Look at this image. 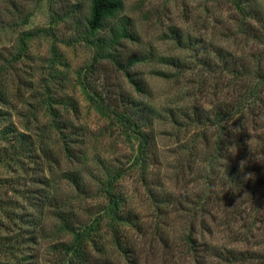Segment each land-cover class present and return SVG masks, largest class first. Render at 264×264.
Returning a JSON list of instances; mask_svg holds the SVG:
<instances>
[{
  "label": "rangeland",
  "instance_id": "374dc122",
  "mask_svg": "<svg viewBox=\"0 0 264 264\" xmlns=\"http://www.w3.org/2000/svg\"><path fill=\"white\" fill-rule=\"evenodd\" d=\"M121 2L116 64L74 33L89 0H0V264H264V0Z\"/></svg>",
  "mask_w": 264,
  "mask_h": 264
},
{
  "label": "trees",
  "instance_id": "16d2710c",
  "mask_svg": "<svg viewBox=\"0 0 264 264\" xmlns=\"http://www.w3.org/2000/svg\"><path fill=\"white\" fill-rule=\"evenodd\" d=\"M74 8V7H73ZM122 8V2L121 0H89V9L87 12V16L81 20L80 18H77L76 14L71 18V24L74 30V33L76 34L77 38L81 41L89 40L93 44L95 48V56L98 58L108 59L116 64L119 62V55L116 54L118 51L117 49L120 47V43L122 40L125 39H132L133 34L131 31V25H129V19L127 17H121L117 18V14ZM72 11V15H73ZM70 14V15H71ZM102 31V36H97V32ZM178 29H172L169 31V34L175 44L180 48L187 47L186 45L188 43L189 38L187 39V36H183L182 32H178ZM186 38V39H184ZM186 41V42H185ZM133 58L140 57L135 56L132 54ZM144 58L141 57L139 60L135 59L134 62H131L132 64L136 63V61H142ZM160 63L167 64V65H175L177 67H181L179 60L172 59L170 57H160ZM255 83L249 85V87L246 88V92L251 93L255 97H258L260 95V89L259 92L257 90L258 87H260L262 84H264V81L261 79L260 76L256 77ZM122 103L125 101L120 100ZM127 105L130 106V109L128 110H122L120 112L115 113V116L119 119V121L126 126H133V128L136 129V134L141 140V145L143 150L147 152L148 143L150 138L147 136L146 130L142 129V123L144 119H147L148 117H152L151 115H154V111L152 109L147 108L146 106H141L140 104H134V102L128 101L126 102ZM139 106V108H138ZM133 107V110H132ZM238 110V106H237ZM261 110V109H260ZM239 111V110H238ZM145 125V124H144ZM9 129V128H8ZM13 129V130H12ZM12 130L11 135L13 139V144L15 146H18L19 149L23 148V146H28L30 143L28 141V136L17 132L14 128H10ZM217 153H221V149H217ZM236 179V185L238 182V177H234L233 181ZM232 180V179H231ZM264 236V231H263ZM192 240L190 236L186 238V242L190 243ZM191 247V245H189ZM192 248V247H191ZM255 252V251H254ZM254 254L256 253H248V252H242V253H236L234 251L228 252L226 251L225 255L223 256L220 253L215 254L214 256L218 259L223 260L226 263H235L239 260H248L253 261ZM258 259L264 260V254H256Z\"/></svg>",
  "mask_w": 264,
  "mask_h": 264
}]
</instances>
